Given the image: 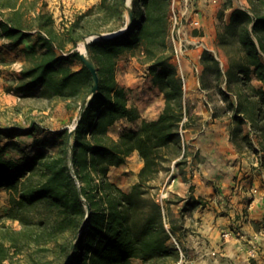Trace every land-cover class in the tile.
I'll return each mask as SVG.
<instances>
[{
    "label": "trees",
    "instance_id": "trees-1",
    "mask_svg": "<svg viewBox=\"0 0 264 264\" xmlns=\"http://www.w3.org/2000/svg\"><path fill=\"white\" fill-rule=\"evenodd\" d=\"M249 2V9L234 8L217 33L220 46L238 43V55L227 52L228 65L223 68L220 59L204 49L201 82L208 88L205 78L214 76L225 102L224 111L229 113L233 143L239 151L253 147L264 168V0ZM47 5L46 0H0V35L10 44L32 41L22 48L26 63L21 77L31 83L19 87L20 95L31 96L30 92L41 87L38 97L62 99L70 107L76 106L71 103L75 100L82 107L94 80L77 47L89 34L125 27L129 20L125 2L100 0L62 29L56 26ZM132 7L133 22L127 32L89 44L100 85L88 101L72 141L69 128L48 130L33 122L16 132L32 136L30 148L36 151L30 157L8 155L11 145L20 146L15 141L0 146V188L10 191L13 210L17 211L11 214L21 219L22 210L44 205L47 214L40 221L41 229H32L27 236L36 233L41 251H54L57 241L64 257L62 264L70 254V264H169L179 257L169 243L170 233L177 229L170 207L174 201L161 202L151 191L161 172L170 170L173 162L180 167L187 156L180 129L190 111L173 61L171 0H132ZM68 45L72 49L66 50ZM125 53L138 55L148 65L153 84L164 95V107L156 119L143 118L139 108L130 104L127 89L118 82V61ZM122 120L139 124L124 128L115 138L111 131ZM16 130L0 132L12 136ZM42 132L45 135H39ZM135 152L143 166L138 180L125 190L111 180L110 170L124 165ZM71 154L75 175L70 168ZM190 192L189 197L180 199L185 201L182 213L204 203L193 194V184ZM60 234H66L65 241H59ZM10 240L18 247L17 237ZM11 258L10 247L0 239V264H8ZM49 262L35 259V264Z\"/></svg>",
    "mask_w": 264,
    "mask_h": 264
},
{
    "label": "rangeland",
    "instance_id": "rangeland-1",
    "mask_svg": "<svg viewBox=\"0 0 264 264\" xmlns=\"http://www.w3.org/2000/svg\"><path fill=\"white\" fill-rule=\"evenodd\" d=\"M99 1L100 0H56L53 5H47V8L53 13L56 26L62 29L74 20L79 13L94 6ZM205 1L211 4L207 12L205 11V6L201 7L192 0L194 6L200 11L203 24L201 28L194 29L193 34L202 38L206 47L220 59L221 66L226 68L228 65L227 52L231 56L238 55L239 46L237 42H231L226 46H220L217 40V33L224 24L229 21L230 14L234 8L240 7L249 9L250 2L249 0ZM129 5H132V0ZM126 14L129 19L127 7ZM210 28L213 33L212 35L210 34ZM83 41L84 40L79 43L77 47L78 50H81L80 45ZM69 49H72L71 45H68L66 50ZM199 50L203 51L204 49ZM198 59L199 58H197V60ZM196 64L198 65V61ZM74 66L78 68L80 64L76 63ZM15 67L20 68V65L17 63ZM192 70L195 77H199L200 86L198 90L203 95H206V100H202L203 98H198L196 100L184 98L186 106L190 111L189 115L186 116L184 120V123L188 124L184 127L185 147L183 145L187 156L183 158L184 162L180 167L176 166L174 162L171 163L170 170L161 172L157 180L152 182L154 188H151L152 193H154L157 198L161 197L162 193H167L164 200L174 201L170 206L172 209L171 216L174 218L177 226L175 234L181 242L182 238L188 235L189 231V228L184 226L186 216L189 217L192 212L191 209H186L183 213L181 212V209L184 208L185 201H180V199L189 197V193H191L190 187L192 182L189 174L193 169V165L197 166L196 158L192 156L195 149L194 141H196L199 134L206 130L211 122L219 123L226 129L227 126L229 128V113L224 111L225 102L218 93V82L212 74H209L206 76L205 81L210 87L204 88L201 82L203 74L202 69L197 72L193 67ZM117 79L119 84L127 89L130 97V104L139 108L143 118L153 119L163 110L164 95L160 89L153 84L151 75L148 72V65L143 62L138 55L125 53L120 57L117 68ZM254 84L259 85L260 82L254 80ZM155 86L157 88H155ZM12 101H14V98H11V103H13ZM68 103V101L58 98L46 99L42 97H26L16 99V103L4 109L0 108V124L3 127H8L14 124L26 125L34 121L48 130L72 129L79 118L81 107H78L75 100L71 102L73 105H76L74 107L68 106ZM2 105L3 104H0V107ZM16 105L20 108L17 109ZM200 109H203V111H200ZM215 114L217 116H215ZM138 124L139 122L131 123L127 120L120 121L113 127L111 131L112 135L117 138L119 132L124 128H135ZM40 135H45V133L42 132ZM5 137H7V139L4 137L0 138V142L7 143L9 141H15L20 145L18 147L11 145L8 148L7 153L12 157L17 159L23 157L27 158L36 151L30 148L32 136L22 135L17 138L18 140L10 139L8 136ZM136 153L137 152L133 153L124 165L112 167L110 170L109 176L111 180L125 190H130L132 185L138 180V172L143 166L142 159L139 154ZM189 156L192 157V161ZM189 161H191V163ZM10 195V191L7 189L0 191V239L5 241L7 246L10 247L12 258L8 264H35V259L39 257L44 261H50V264H62L64 257L59 253V244L57 241L54 240V251H41L40 246L36 243L34 238L36 233H34V237L32 236L33 238L27 236L28 232H32V229L36 232L41 229L42 224L40 221L47 214L46 207L39 204L22 210V218L19 219L11 214L17 211L13 210L14 207L10 201ZM167 224L170 226V220H167ZM14 236L18 238V247H14L11 244L12 240H10V238ZM59 237V241H65L66 234H60ZM169 243L173 247L170 241ZM175 261L173 259L169 264H173Z\"/></svg>",
    "mask_w": 264,
    "mask_h": 264
},
{
    "label": "crops",
    "instance_id": "crops-1",
    "mask_svg": "<svg viewBox=\"0 0 264 264\" xmlns=\"http://www.w3.org/2000/svg\"><path fill=\"white\" fill-rule=\"evenodd\" d=\"M46 1L50 6L56 0ZM193 2L201 7L205 6L206 12L211 7L205 0ZM210 34H213L212 31ZM31 42L26 39L20 44H10L9 39L0 35L2 109L16 103V99L40 98L37 95L41 87L30 92L31 96H22L19 92V87L24 82L31 83L30 80L25 81L21 77V71L26 63L22 48L29 46ZM201 54L202 50L193 48L184 61L188 79L185 99L206 100V95L198 90L199 77H195L192 70L197 61L200 69H203ZM17 63L20 68L15 67ZM11 98H14L13 103ZM16 108L20 107L16 105ZM33 122L8 127L0 124V129L3 130L17 129L12 132V136L0 132V138L7 139L5 136H8L10 139L18 140L17 138L22 135L16 132L27 129ZM194 144L192 156L196 158L197 166L193 165L189 175L194 185L193 194L201 197L204 203L193 209L189 217L186 216L184 226L188 227L189 231L188 235L182 238L184 248L196 259V264H264V168L259 165L257 153L253 147L239 151L231 139L228 126L226 129L219 123L211 122L206 130L197 136ZM4 145L5 143L0 142L1 147ZM189 158L193 160L191 156ZM3 189L5 188H0V191ZM225 231L231 232L228 240H224L222 236ZM252 247L256 249L254 255L250 252Z\"/></svg>",
    "mask_w": 264,
    "mask_h": 264
},
{
    "label": "built area",
    "instance_id": "built-area-1",
    "mask_svg": "<svg viewBox=\"0 0 264 264\" xmlns=\"http://www.w3.org/2000/svg\"><path fill=\"white\" fill-rule=\"evenodd\" d=\"M202 25L200 11L194 6L192 0H171L170 37L173 44V61L176 64L178 74L183 81L184 91L187 90L188 84L187 73L184 69L185 58L189 56V52L193 48H207L202 38L193 34V30L201 28ZM194 69L197 72L200 71L198 65H196ZM184 120L180 132L185 147ZM166 196L167 193H162L158 200L163 202ZM166 225L169 226L167 223ZM222 236L224 240H228L231 236V232L225 231ZM170 242L179 254L178 259L173 264H196V259L191 257V255L185 250L182 242L176 234L170 233ZM255 250V247L250 249L252 255L255 254ZM213 254H216V252H213Z\"/></svg>",
    "mask_w": 264,
    "mask_h": 264
},
{
    "label": "water",
    "instance_id": "water-1",
    "mask_svg": "<svg viewBox=\"0 0 264 264\" xmlns=\"http://www.w3.org/2000/svg\"><path fill=\"white\" fill-rule=\"evenodd\" d=\"M124 2H125V6L127 7V10H128V13H129V20H128V23L125 25V27H123L122 29H120L118 31H114V32H97V33L89 34L84 39V44H85L86 51L83 52V51L79 50L80 53H81V57H82L84 63L86 64V66L89 68V70L91 71V73L93 75L94 85L92 87L91 94L87 98V101L81 107L80 115H79V118H78L75 126L70 130V140L71 141H72L73 132H74L75 128L77 127L78 121H79L82 113L86 109L88 101L99 90V85H100V77H99V74H98V70H97L96 64H95L94 60L89 56V44L91 42H93V41H99V40H104V39H108V38H113L115 36L124 34L125 32L128 31V29L131 27L132 22H133V7H132V5L127 4L128 0H124ZM70 168H71L73 174L75 175V173H74V164H73V155L72 154L70 156ZM87 207H88V212H90L91 211L90 204H88ZM79 235H80V232L75 236V238L73 240V243H72V248H74L76 240L78 239ZM70 261H71V254L69 255V257H68V259H67L65 264H70Z\"/></svg>",
    "mask_w": 264,
    "mask_h": 264
},
{
    "label": "bare ground",
    "instance_id": "bare-ground-1",
    "mask_svg": "<svg viewBox=\"0 0 264 264\" xmlns=\"http://www.w3.org/2000/svg\"><path fill=\"white\" fill-rule=\"evenodd\" d=\"M130 2H131V0H128V3H127V4H130ZM80 49H81V51H83V52L86 51L84 41L81 43V45H80Z\"/></svg>",
    "mask_w": 264,
    "mask_h": 264
}]
</instances>
